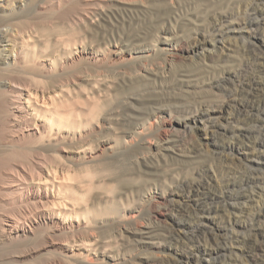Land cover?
Returning a JSON list of instances; mask_svg holds the SVG:
<instances>
[{"label":"rangeland","instance_id":"374dc122","mask_svg":"<svg viewBox=\"0 0 264 264\" xmlns=\"http://www.w3.org/2000/svg\"><path fill=\"white\" fill-rule=\"evenodd\" d=\"M0 18V264H264V0H0ZM9 84L62 86L82 125H17Z\"/></svg>","mask_w":264,"mask_h":264},{"label":"bare ground","instance_id":"6f19581e","mask_svg":"<svg viewBox=\"0 0 264 264\" xmlns=\"http://www.w3.org/2000/svg\"><path fill=\"white\" fill-rule=\"evenodd\" d=\"M213 18L217 22V21L222 20V18L224 19L225 17H220V16L215 14L213 16ZM3 25L4 24H3V22L1 23V18H0V26H3ZM162 31H164L165 35L168 32H171L172 34H175V32H176L174 29L172 30L170 28H163ZM9 33H10V29L5 28V27L4 28L0 27V44L7 42V37L9 35ZM11 35H12V33H11ZM30 38H32V37H30L29 35L28 36H22L21 42L24 43L26 40H28ZM76 44L77 43L74 42L73 46ZM3 48L5 50V45L3 46ZM11 52H10L11 54L9 56L2 58V63H4L8 68L13 67L15 65L16 58H17V54L14 51V47H12ZM0 54H1V50H0ZM229 76H230V74H229ZM0 78H3L2 74H0ZM7 88H10L12 91L14 90V93H13L14 96H12V99L10 100L9 104H7L8 106L6 105L5 110H7L13 116L15 114V118H16L15 121L18 120L17 125H24L27 128L30 126L36 127L37 126L36 122L41 121L50 130L54 129V127L56 125L58 131H60L61 129L77 130L82 125V122H80L77 118H74L76 120H71L66 115L67 112L64 113L63 107H62V103H63V99H64V96H63L64 91L61 90L62 86L58 87L56 89L55 88H45L44 90H41V91H38L36 89H34V91H32V90H29L27 88L23 89L22 87L12 86L10 84L7 86ZM1 98H3V97H1ZM263 100H264V98H263ZM259 103H260V101H258L257 106L259 105ZM3 106H5V104ZM263 107H264V103L259 107V109L263 108ZM91 112H94V109ZM42 115H43V118H41ZM90 115H92V113ZM5 116H6V114H5ZM92 116L90 118L94 117V116L93 117ZM6 119H8V121H9L10 118H6ZM3 123L5 124V122H3ZM13 143L15 144V142H13ZM10 146H11V144H10ZM260 146H264V142H260ZM35 162H37V161H35ZM43 175H44V177H43L42 181L47 182V183H49V182L51 183L50 187L45 185V189H44V191H50L51 190L50 196H52V192H54V190L60 191L61 186H65L63 184V180L59 181L61 178L57 174L56 171H51V169H45V172ZM39 180H41V179H39ZM56 180L59 181L57 183V185L54 184V182ZM56 196H58V194H56ZM52 207H54V204ZM49 211H50V213L54 212V211H52V209ZM262 211L264 213V207H263ZM260 212H261V210L259 211V213ZM58 215H59V213H58Z\"/></svg>","mask_w":264,"mask_h":264}]
</instances>
